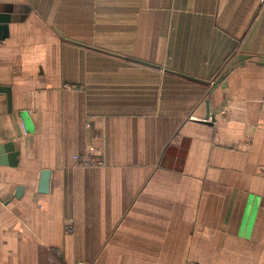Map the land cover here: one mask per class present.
I'll use <instances>...</instances> for the list:
<instances>
[{
    "label": "crops",
    "instance_id": "0c3cea01",
    "mask_svg": "<svg viewBox=\"0 0 264 264\" xmlns=\"http://www.w3.org/2000/svg\"><path fill=\"white\" fill-rule=\"evenodd\" d=\"M0 264H264V0H0Z\"/></svg>",
    "mask_w": 264,
    "mask_h": 264
},
{
    "label": "built area",
    "instance_id": "2783aa9c",
    "mask_svg": "<svg viewBox=\"0 0 264 264\" xmlns=\"http://www.w3.org/2000/svg\"><path fill=\"white\" fill-rule=\"evenodd\" d=\"M90 152L92 153V156L86 157L85 159H83V161L80 164L84 167L103 166V161L98 155H96V151L93 148H91ZM65 228H66V231L69 233L73 231L71 221L65 225Z\"/></svg>",
    "mask_w": 264,
    "mask_h": 264
},
{
    "label": "water",
    "instance_id": "95a60500",
    "mask_svg": "<svg viewBox=\"0 0 264 264\" xmlns=\"http://www.w3.org/2000/svg\"><path fill=\"white\" fill-rule=\"evenodd\" d=\"M49 182H50V172L46 170L42 171L39 177L38 192L41 194H47L49 191Z\"/></svg>",
    "mask_w": 264,
    "mask_h": 264
},
{
    "label": "rangeland",
    "instance_id": "374dc122",
    "mask_svg": "<svg viewBox=\"0 0 264 264\" xmlns=\"http://www.w3.org/2000/svg\"><path fill=\"white\" fill-rule=\"evenodd\" d=\"M70 221H71V220H68V221L66 222V224H67L68 222H70ZM64 230H65V232H67L65 226H64ZM67 233H69V232H67Z\"/></svg>",
    "mask_w": 264,
    "mask_h": 264
}]
</instances>
